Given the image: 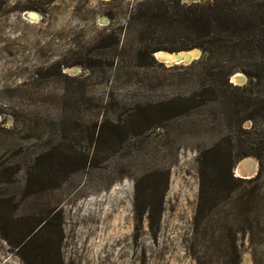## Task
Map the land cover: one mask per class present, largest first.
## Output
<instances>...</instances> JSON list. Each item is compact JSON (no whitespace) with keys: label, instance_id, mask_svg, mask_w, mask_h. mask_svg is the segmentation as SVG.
<instances>
[{"label":"rangeland","instance_id":"1","mask_svg":"<svg viewBox=\"0 0 264 264\" xmlns=\"http://www.w3.org/2000/svg\"><path fill=\"white\" fill-rule=\"evenodd\" d=\"M140 1L0 0V198L10 202L0 207V264H195L188 243L197 153L216 133L204 110L156 119L150 106L183 96L202 77L137 54L142 38L129 17ZM138 111L150 114L143 116L149 126ZM58 146L86 161L72 160L61 187L39 192L51 180L40 157ZM28 168L35 194L21 190ZM149 188L154 201L162 194L151 223L136 208ZM54 204L53 243L44 242V230L33 231L22 258L10 243L21 227L14 220ZM238 244L239 264H253L246 242Z\"/></svg>","mask_w":264,"mask_h":264},{"label":"trees","instance_id":"2","mask_svg":"<svg viewBox=\"0 0 264 264\" xmlns=\"http://www.w3.org/2000/svg\"><path fill=\"white\" fill-rule=\"evenodd\" d=\"M129 23L140 30L142 46L137 54L152 62H156L152 55L155 50L197 48L201 52L197 61L184 68L190 74L197 72L202 79L183 96L150 106L157 107L156 119L161 120L190 109L204 110L207 125L216 133L197 153L198 195L189 255L195 264H239L241 240L250 250L252 263L264 264V0H141L130 14ZM160 39L162 42H158ZM167 41H177L178 45L168 47ZM237 72L246 77L244 85L230 81ZM149 115L138 111L143 118L140 123L149 126L152 121L143 117ZM244 122H249V127H243ZM185 125L180 124V129ZM29 154V150L23 151L31 161ZM248 156L257 161L256 174L250 178L233 175L234 165ZM41 158L46 165L43 178L51 180L42 182L39 192L61 187L72 160L86 161L80 152L65 146L51 147ZM161 176L166 182L167 173L161 172ZM21 183L23 192L36 193L31 191L36 184L31 168L24 171ZM164 189L165 185L162 192ZM160 195L154 201V192L149 188L136 201L139 214L150 223L160 214ZM7 201L0 198V207L10 203ZM59 223L57 204L39 214L22 215L14 220L15 227H21L12 234L15 241L10 243L25 258L31 233L44 230V242L53 243L49 232Z\"/></svg>","mask_w":264,"mask_h":264},{"label":"bare ground","instance_id":"3","mask_svg":"<svg viewBox=\"0 0 264 264\" xmlns=\"http://www.w3.org/2000/svg\"><path fill=\"white\" fill-rule=\"evenodd\" d=\"M28 18H35L36 15L33 12H28ZM31 20V19H30ZM194 58L197 56L198 54V50L197 49H192L189 52ZM184 55L183 51L178 52V54L176 55L175 53H170V52H156L155 53V58H157L159 61L164 62L165 64L169 65V64H175L176 62V58ZM244 160L241 162V164L236 167L235 172L236 175H241L243 176L244 174H248V173H253L254 169V161L251 157H244Z\"/></svg>","mask_w":264,"mask_h":264},{"label":"water","instance_id":"4","mask_svg":"<svg viewBox=\"0 0 264 264\" xmlns=\"http://www.w3.org/2000/svg\"><path fill=\"white\" fill-rule=\"evenodd\" d=\"M192 49H197V48H190V49H185V50H177V51H170V53H175L176 55L178 54V52H180V51H183L184 52V55H181V56H179V57H177L176 58V63L177 64H174V65H178V64H181V65H184V66H186V65H189V64H191L192 62H194L195 60H197V59H199V57L201 56V52H200V50L199 49H197L198 50V55H197V57H193L189 52L192 50ZM156 52H169V51H166V50H155V51H153L152 52V55H153V57L155 58V53ZM156 59V58H155ZM230 81L232 82V83H240V84H243L245 81H246V77L242 74V73H240V72H237V73H234L231 77H230ZM244 160L243 158L242 159H240L235 165H234V167H233V169H232V172L234 173V175L235 176H237L235 173V169H236V167H238L240 164H241V162ZM256 163V162H255ZM257 164V163H256ZM257 167H258V165H257ZM256 172H257V169L255 168V170L253 171V173H246V174H244L243 176H237V177H241V178H250V177H253L255 174H256Z\"/></svg>","mask_w":264,"mask_h":264}]
</instances>
